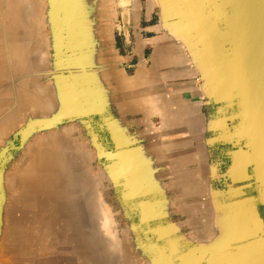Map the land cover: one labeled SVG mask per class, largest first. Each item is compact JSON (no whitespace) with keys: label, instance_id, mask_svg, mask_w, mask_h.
Segmentation results:
<instances>
[{"label":"crops","instance_id":"0c3cea01","mask_svg":"<svg viewBox=\"0 0 264 264\" xmlns=\"http://www.w3.org/2000/svg\"><path fill=\"white\" fill-rule=\"evenodd\" d=\"M96 1L15 0L21 21L5 38L9 48L31 47L23 54L37 64L10 75L17 84L31 78L28 81H38L47 89L58 85L62 92L54 96L71 98L51 107L44 101L40 108L34 102L22 106L15 83L5 100L0 96V129L5 128L6 134L17 128L29 130L23 149L27 158L33 146L34 153L43 150L46 138L50 144L45 148L78 152L86 161L88 175L95 178L92 161H109L122 152H136L132 158L142 161L137 174L148 161L156 169L159 160H165L167 189L173 195L168 222L183 224L178 230L201 240L214 231L213 237L224 239L225 226H229L226 238L235 241V264H264V216L240 131V107L225 67L227 45L221 23L203 0ZM60 10L70 13L65 24ZM32 15L33 22L28 24ZM98 90L104 92L101 102H97ZM9 112L13 116L5 119ZM1 136L0 147L8 149L10 140ZM106 173L111 177L109 170ZM152 181L159 186L158 169L152 172ZM100 183L99 179L96 192L108 213L110 235L120 239L113 206ZM8 190L16 191L12 203L19 189ZM62 206L46 207V215L53 216L42 219L54 225L51 233H19L26 251L0 246V264H65L61 243L69 238V219L77 214L72 209L69 216ZM158 208L156 203L159 213ZM85 214L94 219L88 207ZM12 218H7L9 227ZM12 236L11 231L6 233L8 244ZM42 236L53 247L45 249L31 242ZM68 248L66 254L81 256L79 250Z\"/></svg>","mask_w":264,"mask_h":264},{"label":"rangeland","instance_id":"374dc122","mask_svg":"<svg viewBox=\"0 0 264 264\" xmlns=\"http://www.w3.org/2000/svg\"><path fill=\"white\" fill-rule=\"evenodd\" d=\"M7 1L11 0H0V21H2L0 25V39L2 41L6 40L4 30L6 26L5 14L7 11ZM96 3H98V0L96 1ZM58 14L59 16H63L62 24L66 23L64 19L70 17L69 12H64L63 14L62 11L60 13L58 11ZM54 15H56V12H54ZM60 43V41H57V44ZM1 47L2 53H4V61L6 59L5 63L7 65H5L6 67L11 68L8 47ZM98 49L100 50V48ZM97 62H99L98 59ZM10 71L13 75L12 70ZM8 75L9 77H2L3 80H0L2 88L1 92H3V94L1 95V99H4V97L8 93L9 88L12 87V84L14 86L17 81L13 79L12 75ZM97 97H99L97 98V102H101V100H103V90H98ZM8 116L9 113L6 114L5 119H7ZM4 129H0V131H2L0 132V136L2 135L1 137H3L4 141L10 140V146L8 149L5 146H3V148L0 147V246L2 248H6V246L11 243L10 241V243L8 244V239L6 237V233L11 231V228L7 224V218L9 216H12L15 211L19 212V209L16 208L17 206H14L10 201L11 197L16 194V191L10 192L8 190V188L11 187V175L13 172L15 174H18L17 171L19 169L16 168H26L34 161L32 160V157H24L23 151L26 146L25 142L27 138V132H29V130H26L25 128H17L16 131H12L11 134H6V129ZM135 153L136 152H122L118 158H112L109 161L102 159L92 161V164H94L93 166H95L96 169L93 174H97L98 178L101 180L99 188L101 190H103L104 188L106 189V198L108 199V202L113 206V222L115 221L114 226L116 227L115 231L117 230L116 232H119V235L121 236L120 239H116L115 236L112 237V239L118 245L115 251L118 254L120 253L121 255H123L126 250L128 252L127 262L122 256L120 258L121 263L235 264V255L232 254V252L235 251V241L226 238L227 236H230L229 226H225L223 232L225 236L224 239L218 238V236L213 237V235H215L216 233V231H214V233L211 235L209 233L210 236L207 240H201L196 237L197 235L194 236L190 232L186 234L185 232H181V230H178L184 227L183 224L175 225L173 222H168V204L173 203V195L167 189V181L169 180V177L167 174L166 161L159 160V166L156 168L160 172V184L159 186H157L152 181V172L156 170L151 165L153 161H148L144 165L143 172L141 173L139 170L137 174V167L141 166L142 161L139 159H135L134 161L132 157L135 155ZM149 154L151 155L152 152ZM37 155L38 157L35 156V159L38 160L39 154ZM107 170L110 171L111 177H109L106 173ZM96 178L91 177V181L93 184L92 187H94L95 189L93 203L103 204L96 192L97 182L99 181V179ZM141 178L144 179V183H139V179ZM109 179H111V185L109 184ZM38 196H40V198ZM35 198L36 200L42 199V196L40 193H38L35 195ZM33 202H35V199L33 200ZM156 203H159V213L157 209H155ZM26 209L28 211V216L31 217H36L38 212H40V216H47L46 212L49 211L47 208L38 205V200L36 203H33L31 207H27ZM224 211L225 209L223 210V214L221 213V215L223 216L225 213H227L226 211ZM261 212L264 216V210L262 206ZM43 221L39 222L37 220L36 222L29 223L28 229L25 231V234H27L28 232L36 233L39 231L41 233H51V231L54 230V225L51 226L52 224H47ZM100 222L102 223V221ZM101 226H103V224ZM213 229L215 230V225L213 226ZM188 231L190 230L188 229ZM17 233H19V231ZM107 233L108 232H105V234ZM26 241L29 242V239H26ZM90 241L93 243V240ZM31 242H34V245L37 243L41 248L45 249L53 247L54 245L50 239H46L43 236L41 239L33 238ZM63 243V247L65 249V264H77L81 263V260L82 264H92L91 261H84L82 255L80 257H77L66 254L69 245H67L66 240ZM20 245L24 246L23 248L25 249L28 248L24 241H20Z\"/></svg>","mask_w":264,"mask_h":264},{"label":"bare ground","instance_id":"6f19581e","mask_svg":"<svg viewBox=\"0 0 264 264\" xmlns=\"http://www.w3.org/2000/svg\"><path fill=\"white\" fill-rule=\"evenodd\" d=\"M6 7H7L6 8L7 11L5 14L6 15V20H5L6 26L4 25L5 30H6V31L4 30L5 34L7 33L9 29H11L12 26L15 27L16 25H19L21 21V12L15 9L16 8L15 0L7 1ZM33 17L35 16L32 15L31 19H28L29 20L28 24L29 22H33ZM1 23L2 21H0V25ZM0 29H1V26H0ZM12 34L13 32H11V39H13ZM5 39H6L5 41H2L0 39V80H3L2 77L4 78L8 77L9 76L8 74H11L10 70L16 73L21 72L23 70H29V67L34 62L33 60H31L32 58L30 57L29 54H26V53L23 54V52L26 50L30 51L31 47L27 48L25 45L23 47L22 44L21 45L18 44V46L16 47L10 45V48H9V44H10L9 39L8 40L7 38ZM1 46L8 47L9 57L11 61V68L6 67L7 65L5 63L6 59L4 61L3 59L4 53H2ZM16 77H18V75ZM28 80L23 79L20 82H18V84L16 83L17 84V86L15 85L16 87L14 86L15 87L14 89L17 90L19 96L21 97L19 103L22 106L26 103L29 104V102H34L36 103L37 107L40 108V106L43 105L42 103L44 101L45 103L47 102V104L51 107L57 104V102H59L60 100H66V99L71 98L70 95H61L60 96L61 98L57 99V96H54V95L62 92L61 88L60 89L58 88V85H55L52 89H47L41 86L42 84H40L38 81L34 83L33 80L32 82ZM1 89L2 88L0 84V96L3 94V92H1ZM10 89L11 88H9V90ZM97 95H98V91H97ZM9 115H10V112H9ZM11 115L8 116L7 118L11 119ZM16 116L17 115H15L13 118H15ZM4 124L6 123H3V125ZM44 142L46 143L42 145L43 150L40 153L33 152L34 146L32 147L31 153H28V158L32 157V160H34L33 163L26 168H22V167L16 168V169H19L17 171L18 174H15L13 172L11 175V180H10L11 187H16L17 189H19L18 196L14 198L12 203L14 206H17L16 208L19 209V212L15 211V213L12 215L13 220L11 221L12 223H11L10 228H11V233H13L14 236H12L13 238H11V243L8 246L5 245L6 248L12 249L18 252L27 250L23 248L24 246L20 245V241H22V239L18 235L19 233H25V231L28 229L29 223L36 222L37 220L39 222L43 221L42 218H44L45 215L40 216V212H38L36 217H31V216H28V211L26 209L27 207H31L33 203H36L38 200V205L43 206L44 208H46L49 204L59 205L63 203L62 207H64V210L68 212L69 216L72 215V209L74 210V212H76L77 217L74 220L69 219L71 233H69L70 236L66 242L68 243L69 246L81 252V255L84 261H89V262L91 261L92 264H122L120 261V258L123 256L125 261L127 262L128 260L127 250L124 252L123 255H121L120 253L118 254L115 251L118 245L112 239V236L110 235L111 232L108 229L109 221H108L107 210H105V207L102 203H93V196L95 193V189L94 187H92L93 184L91 181V175H88L86 165L84 167L85 163L81 159L82 155H80L81 157H79L78 152L74 150L72 151L69 148H66L62 150L61 153H58L57 151H53L49 148H45L49 146L50 144L48 138H46ZM28 152H29V148H28ZM37 154H39L38 160L35 159V156L38 157ZM83 158H84V155H83ZM38 193H40L41 196L43 195L44 197L42 199L36 200L35 195ZM47 196L53 197V198L48 201L46 198ZM55 196L60 197V198L56 200ZM38 197L40 198V196ZM34 199H35V202H33ZM87 207L88 209L91 210L92 214L94 215L93 216L94 219H92L93 221L88 218L87 214H85V210ZM50 216H53V215H50ZM100 221H102V223ZM43 222L47 224L48 223L52 224L51 222H48V221H43ZM100 224L101 225L103 224V226H101ZM86 230H89V231L87 232ZM18 231L19 233H17ZM83 232H87L88 234L91 233L92 234L91 239L87 237L88 236L87 233H83ZM105 232H108V233L105 234ZM61 236L63 235L61 234ZM90 240H93V243H92L93 247H92ZM62 244L64 243H61V245ZM93 252L95 253L94 255L91 254ZM12 258H14V256Z\"/></svg>","mask_w":264,"mask_h":264},{"label":"water","instance_id":"95a60500","mask_svg":"<svg viewBox=\"0 0 264 264\" xmlns=\"http://www.w3.org/2000/svg\"><path fill=\"white\" fill-rule=\"evenodd\" d=\"M203 1L222 25L225 67L240 107V131L257 200L264 210V0Z\"/></svg>","mask_w":264,"mask_h":264}]
</instances>
